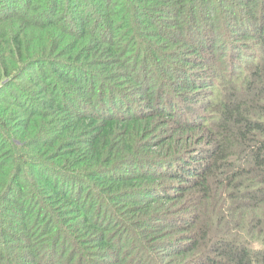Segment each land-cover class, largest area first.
I'll return each mask as SVG.
<instances>
[{
  "label": "trees",
  "instance_id": "trees-1",
  "mask_svg": "<svg viewBox=\"0 0 264 264\" xmlns=\"http://www.w3.org/2000/svg\"><path fill=\"white\" fill-rule=\"evenodd\" d=\"M0 264H264V0H0Z\"/></svg>",
  "mask_w": 264,
  "mask_h": 264
}]
</instances>
